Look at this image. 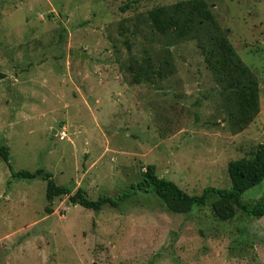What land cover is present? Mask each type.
<instances>
[{"label":"rangeland","instance_id":"1","mask_svg":"<svg viewBox=\"0 0 264 264\" xmlns=\"http://www.w3.org/2000/svg\"><path fill=\"white\" fill-rule=\"evenodd\" d=\"M180 1L0 0V264H264V216L222 220L216 196L175 213L150 187L100 211L61 195L49 214L47 180L12 177L42 168L97 199L154 164L190 194L231 187L229 162L264 143V0H205L257 83L247 120L200 40L154 27ZM263 196L264 179L243 199Z\"/></svg>","mask_w":264,"mask_h":264},{"label":"trees","instance_id":"2","mask_svg":"<svg viewBox=\"0 0 264 264\" xmlns=\"http://www.w3.org/2000/svg\"><path fill=\"white\" fill-rule=\"evenodd\" d=\"M149 17L160 32L173 30L180 37L195 35L200 40V47L209 67L217 79L226 80L236 91L240 115L246 120L256 110L258 104V87L249 74L247 66L236 56L233 47L222 33V28L216 21L205 0L180 1L172 7H154L149 11ZM151 68V65L148 64ZM142 75V74H140ZM6 74L0 69V81ZM138 82L142 79L137 77ZM252 111V112H251ZM0 155L11 167L10 148L0 145ZM228 171L231 179L230 188L207 186L201 194H190L183 190L173 180L161 177L156 172V166L149 164L141 173V180L131 184L124 192L113 197L101 195L97 199L87 196L84 188L72 193L70 187L57 184L53 174L39 168L36 171H13L12 177L22 180L43 178L47 180L46 211L53 212L51 207L54 199L67 195L74 204L100 211L107 203L118 206L125 201L137 188H152L171 212L186 213L196 206H206L211 203L215 215L222 220H229L236 215L237 210L255 218L264 216V196L257 203L250 204L243 199V194L250 188L260 184L264 179V143L260 144L251 157L230 161Z\"/></svg>","mask_w":264,"mask_h":264},{"label":"built area","instance_id":"3","mask_svg":"<svg viewBox=\"0 0 264 264\" xmlns=\"http://www.w3.org/2000/svg\"><path fill=\"white\" fill-rule=\"evenodd\" d=\"M67 127L64 125L63 127H62V130L59 132L60 133V136L62 137V138H64V137H66V135H67Z\"/></svg>","mask_w":264,"mask_h":264},{"label":"water","instance_id":"4","mask_svg":"<svg viewBox=\"0 0 264 264\" xmlns=\"http://www.w3.org/2000/svg\"><path fill=\"white\" fill-rule=\"evenodd\" d=\"M55 128H57V126H56ZM55 130H56V129H54L53 131L55 132Z\"/></svg>","mask_w":264,"mask_h":264}]
</instances>
